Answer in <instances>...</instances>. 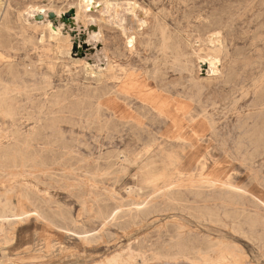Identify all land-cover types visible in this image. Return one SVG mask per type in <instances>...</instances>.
<instances>
[{"label":"rangeland","instance_id":"rangeland-1","mask_svg":"<svg viewBox=\"0 0 264 264\" xmlns=\"http://www.w3.org/2000/svg\"><path fill=\"white\" fill-rule=\"evenodd\" d=\"M95 1L99 2V5L95 4L97 6L96 9H93L92 12H86L87 3H83L82 5L81 0H0V10L2 9L0 11V26L2 23L5 25L10 24L11 27L14 26L12 28L18 46L16 47V49H18L16 51L17 59L20 61H39L40 58H42L40 61H44L46 69H48L50 74L52 73V81L54 79L53 84L55 85L54 91H56L59 86H63V89H65L64 84L70 81L76 85H88L89 83L92 87H95L98 84L100 85L108 79V68L117 63L129 68L131 72L137 75L136 77L141 83L145 84L152 82V64L159 60L158 50L161 49V41L158 40L160 37L159 35H156V33L160 31L161 28H167L170 35L173 37L175 36L174 38L178 37L181 52L184 55L183 57L186 58L184 64H188L192 71L184 72V74H182L180 71H173L171 69L163 70L161 72V85H150L148 88H150L151 91L161 94L162 98L166 100L170 109L173 111L178 110L183 113V109L185 108V110L196 109L199 112H202L204 109L209 112L207 115L216 127L223 130L227 128L228 130H231L234 135L239 134L240 131L243 130L242 127L248 125L250 128H254L263 120L264 0ZM78 5L82 6V10L84 9V12L81 10V20L76 19L75 17L65 19L63 15H56L57 12L63 11L65 12V16L68 14L73 16V12L79 7ZM112 5H114L117 10ZM4 6L5 8L3 9ZM119 6L122 8L120 9ZM29 7H31V10L28 9ZM36 7H43L46 10L48 9V22L51 24L50 26L52 29L55 30V33L49 29V24L37 26L27 20L29 14L36 11ZM126 10L128 12H126ZM28 11L29 13L27 14ZM117 12H122L126 15L129 14L128 18L130 23L126 25V29H123L118 23L116 24V22H114ZM113 14L115 15L113 16ZM91 17L100 24V29L102 30V43L100 44L96 38L97 35L92 33L89 27V23L92 22H90V20H93ZM58 18H60L61 21ZM87 19L89 20L88 23H84ZM105 20L109 21L106 22ZM137 21L139 23L143 22L139 24ZM11 23L13 25H11ZM256 26L258 29H256ZM60 30L63 34H61ZM199 30H201V32H199ZM126 31L127 33L124 35ZM258 32H260V34H258ZM217 33L219 35L216 37ZM131 36L136 38L134 40V47H129L130 44H127L129 42L128 37ZM209 39L211 40L209 41ZM212 39L215 41L211 45V42L213 41ZM30 40H32V42H30ZM193 40H195V43ZM154 44L156 45V49L154 48V50L151 51L149 45ZM38 45L43 47L39 50L41 55L35 51V47ZM61 49L63 51H61ZM143 51L146 54H144ZM208 51H218L220 53V61H218L213 68H210V65H208L207 62L206 64H203L198 56H196L199 54L204 56ZM66 52L67 54H65ZM63 53L66 56H64ZM86 61L99 63L100 67L98 65L97 68L96 66L89 67L90 65L87 64ZM115 61H117L116 64ZM75 67H78L79 69H76ZM81 67L83 69H81ZM208 68H210L209 71H207ZM76 70H79V74ZM72 71H75L74 74H71L73 73ZM191 77H194L192 81L190 80ZM197 83H199L201 88L196 86ZM234 85H236V88ZM133 101L134 105H138L139 102L137 100ZM116 102L123 106V109L126 106V102L123 98H116V101L113 99V103L108 101L109 105H113ZM143 113L147 114V111H141L140 116H142ZM202 113L200 114V117H202ZM68 114L69 112L65 113V115ZM193 114L196 115L197 113L193 112ZM180 118H183L184 123L189 122L188 114H181ZM63 124L66 127L70 126L67 122ZM106 126L107 125L100 126L99 124H84V126L76 127V130L73 133L68 131L67 143L70 146L67 149H64L65 157L63 159L66 166H63V170H61L62 173L60 171L50 172L49 174L45 173L43 176L44 182L36 183V188L29 197H21L18 190L9 188L11 187V182L7 181L14 179L11 174L4 178L6 180L3 181L2 179L0 181V196L2 197V203L4 204L6 202L5 198L9 197L12 192L9 198L12 196V200L14 201L12 206L16 212L24 210V212H28V216L32 218L35 216L33 209H35L36 206H42L46 209L47 216L56 221V223L63 228H69L72 230L86 229L85 231L97 229V231H100L99 238L93 242L87 243L69 232L66 233L54 226H48L43 221H40L41 219L39 221L33 220L31 221V224L37 226V229L33 236H29L31 239L29 246L21 247L22 244H25L30 240L26 233L20 232V234H18L17 249L13 248L12 245L4 239V236L0 238L1 264H98L107 261L111 256L118 254L116 252L121 253L125 251L129 245H132L136 252L146 253V256L149 255L146 260L137 257V261H135V263L130 262L131 264H264V227L261 225L252 226L247 217L248 212L238 211V209H236L240 208V205L226 203V205L230 206V208H228L230 217H225L223 213L221 215L226 224L212 223L209 228H212L213 230H209L206 227V225L209 224H206L203 220L197 218L199 216L198 209L196 210L192 207L202 205L211 208L222 202L211 200L208 198L209 196L206 195L204 200H199L196 203L184 202L181 203V205L166 208L157 216H153L146 220L132 222L130 224L107 225L106 228L103 229V226L101 225L102 220L97 215L98 211L108 212L119 205L128 208L129 205L135 202H142L150 192L149 188H144L142 190L138 189V187L145 184L146 181L141 180V175H139L137 167L125 164L127 169L124 168L123 172V170L120 169V163L118 166L116 164L121 158L123 160L124 154H130L133 156L134 153H137L144 148V142L136 141L133 136L137 133V130H135V128L130 129L123 127L118 128L115 131L113 127L107 126L106 128ZM163 126L164 125H162V127ZM29 127L31 126L26 127V129ZM156 131L157 128L151 129L150 127H147L142 133L145 137H148L149 134H155ZM253 133V131H250V134ZM73 138H75V140ZM6 145L7 144H4L5 147ZM56 149L60 150V148ZM262 149L263 148L260 147L261 151ZM122 151L124 153H122ZM217 152V156L213 155L204 159L206 160L208 168L216 167L218 165L221 166L223 162L225 163L227 161V167H236L235 176L239 181L242 180L239 182L240 184L247 186L257 194L264 193V151L256 158L251 155H237L234 156V159L232 160L230 157L227 159L225 155H221L219 151ZM119 154L121 155L117 157L116 155ZM97 158L98 161L96 160ZM109 159L114 161V163ZM197 159L198 157H195L191 160L196 167L203 162V160L199 162ZM68 162H72L73 165H68ZM111 163L115 166L113 167ZM117 168L119 170H117ZM74 169L77 170L75 171ZM17 170L21 169H12L11 171ZM64 170H68L66 171L67 173L64 172ZM120 171L122 173H120ZM124 176L127 177L125 178ZM92 177H94V179ZM199 177V170L192 169L189 174L185 176V179H199ZM89 178L91 180L90 182ZM118 181H122L123 183H119ZM3 183L5 185H3ZM161 186L163 185H157L156 189ZM7 192L9 193L8 196ZM131 195L133 197H131ZM251 206L252 205H250V207ZM251 209L259 214L260 219L264 220L263 205L259 204L258 207H251ZM240 221L243 223V229L238 227V222ZM176 228L182 232L183 236L191 234L193 237L198 238L199 242L201 241L207 246L213 245L215 247V252H212V257L208 258V263L193 262L182 258L181 256H176L173 254L174 251H172L169 242L165 244L166 251L163 252V254L149 250V244L157 245L159 242L169 240L171 235L175 234ZM119 229L121 230L119 231ZM159 232L163 234L161 237L159 236Z\"/></svg>","mask_w":264,"mask_h":264},{"label":"bare ground","instance_id":"bare-ground-1","mask_svg":"<svg viewBox=\"0 0 264 264\" xmlns=\"http://www.w3.org/2000/svg\"><path fill=\"white\" fill-rule=\"evenodd\" d=\"M81 3L82 5L83 3H87V6H86L87 10H85L86 12L87 11L92 12L93 9H96L97 7L96 5L97 4L99 5V2L95 0H81ZM78 6L79 7L77 8V10L73 12L74 14L73 16L72 15L65 16V12L63 11H59V12L56 11L57 12L56 15H63L65 19L75 17L76 19L81 20V10H82L81 7L82 6L80 5ZM4 8L5 6L3 7V9ZM121 8L122 7H120V9ZM28 9L31 10V7H29ZM35 10L36 11L34 12L32 11L33 13H30L31 15L29 14L27 20L33 25L38 26V25L49 24L50 26L51 24L48 22V17H47L49 16L48 15L49 11H47L48 9L46 10L43 7H36ZM82 11L84 12V9ZM126 12L128 11L126 10ZM28 13L29 11L27 12V14ZM111 15H112V12H111ZM114 15L115 14H113V16ZM128 15L122 12H117L114 22H116V24L118 23V25L121 26L123 29H126V25L130 23ZM91 18L93 20H90V22L91 21L92 22L89 23V27L92 33L97 35L96 38L98 39V42L100 44L102 43V39H101L102 30L100 29V24L96 20H94L93 17ZM183 18H184V15H183ZM58 19L61 21L60 18ZM88 21L89 20L87 19L84 23H88ZM2 24L0 26V181L2 179L3 181L6 180L4 178H6L9 174H11L14 177V179L7 181V182H11V187L8 186L10 189L12 188L13 190H18L21 197L27 198L29 197V195H32L33 190L36 188V183L44 182L43 176L45 175V173L49 174L50 172H55V171L61 172V170H63V166L66 164L64 163V159H63L65 157L64 149H67L70 146L67 143V140H68L67 132L71 131L73 133L76 130V127L84 126V124H88V125L99 124L100 126L107 125V126L113 127L115 131L116 129L123 128V127L130 128V129L135 128V130H137V133H135L133 136L136 139V141L144 142L143 143L145 144L144 148L140 150L139 152L134 153L133 156H131L130 154H124L123 160L120 157L121 159L119 158L120 160L116 164L118 166L120 163L119 166H120V169L123 170V172H124V168L127 169L126 168L127 166L125 164L137 167L139 171V175H141V180L146 181V183L142 184L140 187H138V189L142 190L144 188H149L150 192L148 196L144 200H142V202L136 203L135 202L136 200H135L134 201L135 203L129 205L128 208L121 207L119 205V206L112 208L108 212L98 211L97 215L102 220L101 225L103 226L102 227L103 229L106 228L107 225L112 226V225H118V224L120 225L130 224L132 222H139L142 220H146L153 216H157L160 212H162L166 208L174 207L175 205H181V203H184V202L196 203L199 200H204L205 195L209 196L208 198H210L211 200H217V201L222 202L221 204L217 206L214 205L211 208L204 207L202 205H197L195 207H192L196 210L198 209L199 216L197 218H199L200 220H203L206 224L208 223L209 225H206V227L209 230L211 231L213 230L212 228H209L212 223H223V224L225 223L221 217L222 213L225 215V217H230L228 213L229 212L228 208H230V206L226 205V203L240 205L241 207L236 208V209H238V211L240 210L243 212H248L247 217H248L249 222L252 224V226L261 225L264 227V220L260 219L259 214H257L256 211L251 209V207H255V206L258 207L259 204L263 205L264 207V193L257 194L256 192H254L252 189L248 188L247 186L240 184L239 182L242 180L239 181L238 179H236V176H235L236 167L234 166L227 167L226 166L227 161L225 163L223 162L221 166L218 165L216 167L208 168L206 160H204L206 159V157H209V156H213V155L217 156V153H218L217 151H219L221 155L223 156L225 155L227 159L230 157L231 160L234 159V156H237V155H245V156L251 155L256 158L258 155L262 154V152L264 151V116H263V120L256 127L250 128L248 125H246L245 127H242L243 130L240 131L239 134L234 135V133H232V131L228 130L227 128L223 130V129H220L219 127H216L215 124L212 121H210V118L207 115L209 114V112L205 111L204 109L202 111L204 113L199 112L196 109L185 110L184 108L183 113H181V111L179 112L178 110L173 111L172 109H170L169 104L166 102L165 99L162 98L161 94L151 91V89L148 87H150V85L152 84H155L156 86L161 85L160 84L162 81L161 72L163 70L171 69L173 71H180V73L184 74V72H191L192 69L190 68V66H188V64H184L186 62L185 60L186 58L183 57L184 55L181 52L178 37L174 38L175 36L173 37L172 35H170L169 30L167 28H161L160 31H158L157 33L154 31L156 35H159L160 37L158 40L161 41V49L158 50L159 60L155 61L152 64V68H153V81L152 82L145 83V84L141 83L139 79L136 77L137 75L131 72L129 68L124 67L122 66V64H119V63L116 64L117 61H115L116 65H112L111 67L108 68L109 76H108L107 81H105L104 83H101L100 85L98 84L95 87H92V85H89L90 83L88 85H84V84L76 85L70 81L64 84L65 89H63V86H59L58 89L54 91L55 85L53 84L54 79L52 81V77H53L51 75L52 73L50 74L48 69H46L44 61H40L42 60V58H40L39 61H20L19 59H17L16 51L18 49H16V47L18 46L16 44L15 34L13 33L12 27L14 26L11 27L10 24H6V25L3 24L2 26ZM11 25L13 24L11 23ZM49 29L53 33H55V30H53L51 26L49 27ZM256 29H258V27ZM201 30H199V32H201ZM126 33L127 31L125 32L124 35H126ZM61 34H63L62 31H61ZM258 34H260V32H258ZM218 35L219 34L217 33L216 37ZM128 39H129V42L127 44H130L129 47H134V40L136 38L131 36V37H128ZM210 40L211 39H209V41ZM212 40L213 41L211 42V45L215 41L214 39ZM193 41L195 43V40ZM30 42H32V40H30ZM219 43L222 44L221 42ZM196 44H197V40H196ZM149 46L151 48V51H153L156 45L154 44V45H149ZM41 48H43L41 47V45H38L35 47V51L40 55L41 53L39 50H41ZM61 51L63 50L61 49ZM65 54H67V52ZM65 54L63 53L64 56H66ZM144 54L146 53L144 52ZM219 54L220 53L218 51H215V52L208 51L206 52L204 56L200 54L196 56H198V58L202 61L203 64H206L207 62L208 65H210V68H213V66H216L217 62L220 61L221 57ZM87 64L90 65V66L87 65L89 67L96 66L97 68V65L100 67L99 63L87 62ZM82 67L81 69H83ZM210 68L206 70L209 71ZM214 69H217V68H214ZM78 71L76 70V72L79 74ZM207 71L206 73L208 74ZM74 72L71 74H74ZM199 73H200V70H199ZM193 79L194 77H191L190 80L192 81ZM82 83H85V82H82ZM196 86L201 88L199 83H197ZM234 87L236 88V85H234ZM116 98L124 99V101L126 102V106L124 107V109H123V106L119 105L117 102L113 105L111 104L109 105L108 101L113 103V99H115L116 101ZM133 100H137L139 102L138 105H134ZM141 111H147L148 115L143 113L142 116H140ZM67 112H69V114L65 115V113ZM193 112H196L197 114L195 115L193 114ZM201 113L203 114L202 117H200ZM181 114H184V115L188 114V118H189L188 123L183 122V118L182 119L180 118ZM65 122L69 123L70 126L66 127L63 124ZM162 125L164 126L162 127ZM28 126H31V127L26 129V127ZM147 127H150L151 129L157 128L156 133L149 134L148 137H145L142 132H144L147 129ZM250 131H253L254 133L250 134ZM73 139L75 140V138ZM4 144H7L6 147L4 146ZM260 147L263 148L262 151L260 150ZM56 148H60V150ZM122 153L124 152L122 151ZM120 155L121 154L116 155V156L118 157ZM195 157H198L197 160L199 162L203 160L201 165H199L198 167L193 165V163L191 162V160H193ZM96 160L98 161V158ZM112 162L114 163V161ZM113 163L111 164L114 167L115 165H113ZM67 164L73 165L72 162H68ZM19 168L21 170L11 171L12 169H19ZM192 169L199 170V176H200L199 179L197 178L191 179V180L185 179V176L188 175ZM117 170L119 169L117 168ZM66 171L68 170H64V172ZM97 172H98V167H97ZM120 173L122 172L120 171ZM91 174H88V175H91ZM110 174H113V173H110ZM92 178L94 179V177ZM90 181L91 180L89 178V182ZM3 185L5 184L3 183ZM157 185L158 186L163 185V186L156 189ZM130 193H133V192H130ZM8 195L9 193L7 192V196ZM9 197L5 198L6 202L3 204L2 199H1L2 197L0 196V205H1L0 207V238L4 236V239L8 243H10L12 247L15 249L18 248V244H17L18 234L22 232V233H26L28 237L30 235L33 236L35 230L37 229V226L32 225L31 221L33 220L39 221L40 219H41L40 221H43L48 226H54L55 228L65 231L66 233L69 232L70 234L77 236L78 238H80L81 240L87 243L93 242L99 238L100 231H97V229L91 230V231H88V230L85 231L86 229L85 230H72L69 228H63L62 226L57 224L56 221L52 220L50 217L47 216L46 211H45L46 209L43 208L42 206L40 207L36 206L35 209H33L35 216L32 218H30V216H28L29 213L24 212V210L21 212H16L12 206V204L14 203V201L12 200L13 198L12 196L11 198ZM131 197L133 196L131 195ZM250 205L252 206L250 207ZM242 226H243V223H241V221L238 222V227L243 229ZM135 227H138V226H135ZM120 230L121 229H119V231ZM162 235L163 234L159 232V236L161 237ZM197 239L198 238L193 237L191 234L183 236L182 232L179 231L178 228H176L175 234L171 235L169 240H166L164 242H159L157 245L149 244L148 247H150L149 250H153L157 253L163 254V252L166 251L165 244L169 242L171 244L172 251H174L173 254H175L176 256H179V257L181 256L182 258H185L193 262L208 263L209 262L208 258L212 257V254H213L212 252H215V247L213 245L207 246L203 244L201 241L199 242V239L198 240ZM30 242H31V239L29 240V242L22 244L21 247L29 246ZM116 253L118 254L113 255L114 254L113 253L111 254L113 256H111L109 259L107 258L108 260L106 259L107 261L100 262L98 264H121V263L129 264L130 262L135 263V261H137V257H141L139 259H142V260H146L149 257V255L147 256L145 255L146 253L136 252V250L133 248L132 245H129L125 251L121 253L119 252H116Z\"/></svg>","mask_w":264,"mask_h":264},{"label":"water","instance_id":"water-1","mask_svg":"<svg viewBox=\"0 0 264 264\" xmlns=\"http://www.w3.org/2000/svg\"><path fill=\"white\" fill-rule=\"evenodd\" d=\"M69 15V14H68ZM68 15H66V16H68Z\"/></svg>","mask_w":264,"mask_h":264}]
</instances>
